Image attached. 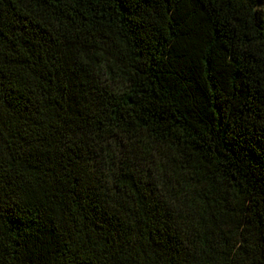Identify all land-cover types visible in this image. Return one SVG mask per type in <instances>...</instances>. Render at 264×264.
Returning <instances> with one entry per match:
<instances>
[{
	"label": "trees",
	"instance_id": "16d2710c",
	"mask_svg": "<svg viewBox=\"0 0 264 264\" xmlns=\"http://www.w3.org/2000/svg\"><path fill=\"white\" fill-rule=\"evenodd\" d=\"M0 264H264V0H0Z\"/></svg>",
	"mask_w": 264,
	"mask_h": 264
}]
</instances>
